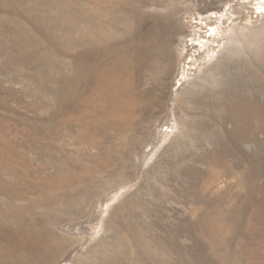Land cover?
I'll return each instance as SVG.
<instances>
[{"label": "rangeland", "instance_id": "1", "mask_svg": "<svg viewBox=\"0 0 264 264\" xmlns=\"http://www.w3.org/2000/svg\"><path fill=\"white\" fill-rule=\"evenodd\" d=\"M0 264H264V0H0Z\"/></svg>", "mask_w": 264, "mask_h": 264}]
</instances>
